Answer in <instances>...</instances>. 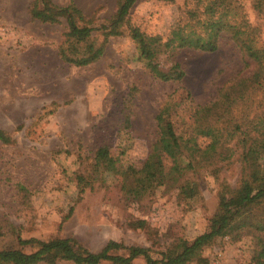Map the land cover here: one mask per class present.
<instances>
[{"label": "rangeland", "instance_id": "rangeland-1", "mask_svg": "<svg viewBox=\"0 0 264 264\" xmlns=\"http://www.w3.org/2000/svg\"><path fill=\"white\" fill-rule=\"evenodd\" d=\"M70 1L91 25L107 23L116 11L117 0H52L58 6ZM225 1L227 9L213 6L214 0H136L123 34L107 38L97 61L76 66L59 54L61 47L71 52L64 44V19L43 23L30 15L33 0H0V129L13 140L0 141V249L20 248L17 235L41 241L73 238L92 252L116 241L148 248L160 259L161 252L208 232L222 214V201L240 199L241 164L234 142L218 147L222 156L205 168L155 189L135 193L123 174L128 166H143L157 138L156 116L168 100L182 101L185 116L191 103L187 93L191 104L209 103L218 89L254 67L245 62L231 32L222 31L214 52L176 48L159 56L157 70H151L139 58L128 28L163 41L179 27L204 35L205 21L227 11L228 22L243 19L258 27L255 37L264 46V8L257 11L256 0ZM209 7L210 15L204 12ZM92 34L96 44L103 41L102 33ZM174 64L183 70L180 81ZM189 116L190 111L186 120L192 124ZM178 131L190 129L180 126ZM101 146L118 158L113 171L93 172L92 158ZM164 165L168 171L172 162L165 159ZM79 175L88 180L83 191ZM184 180L198 185L196 197H178ZM139 221L143 228L135 226ZM254 237L249 230H236L203 247L200 256L207 264H253L261 255ZM132 264L146 263L137 258Z\"/></svg>", "mask_w": 264, "mask_h": 264}, {"label": "trees", "instance_id": "trees-1", "mask_svg": "<svg viewBox=\"0 0 264 264\" xmlns=\"http://www.w3.org/2000/svg\"><path fill=\"white\" fill-rule=\"evenodd\" d=\"M135 1L117 0L114 15L107 23L98 25H91V19H87L72 1L66 6H58L52 0H33L30 15L35 20L49 24L64 19L67 24L64 44L71 48V52L61 47L59 54L67 63L86 66L102 56L108 37L123 34L128 13ZM217 4L224 5L226 9L230 5L225 0H214L212 5ZM254 8L262 11L264 0H256ZM212 10L209 7L204 12L207 14ZM227 15L228 12L223 11L218 18L212 17L205 21L202 25L204 35L193 30L186 32L185 27H179L165 41L160 36L146 35L138 28H128L129 36L137 45L139 58L151 70H157L159 56L176 48L191 47L214 52L222 31L231 32L245 62L252 63L254 67L248 75L240 76L218 89L215 98L209 103L191 104L193 99L187 93L186 97L191 102L187 108L192 124H187L190 122L186 120L188 111L184 116L182 101L168 100L156 116L157 138L143 166L139 169L128 166L123 174L134 185L135 193L155 189L172 180L176 181V178L185 176L186 172L205 168L216 156H222L223 152H219L218 147L234 142L237 160L241 164L243 193L240 199L222 201V214L212 221L208 232L198 235L190 244H181L177 250L161 252L160 259L152 257L148 248L126 246L116 241H109L98 252H92L73 238L41 241L34 238L21 239L17 235L20 248L0 249V264H56L61 260L73 264H132L137 258H143L146 264H189L192 261L207 264V259L200 256L202 248L240 229L255 233L254 238L261 248V255L253 258V264H264V46L255 37L258 27H249L243 19H240L239 24L230 23L226 19ZM92 33H102L103 41L96 44ZM173 67L177 70L176 80L180 81L183 70L179 69L178 64ZM164 78L168 77L165 75ZM180 126L190 129L189 133L178 131ZM198 138H209L210 141L201 144ZM0 141L3 144L13 143L11 136L1 129ZM165 159L172 162L168 171L164 165ZM117 163L118 158L110 153L107 146L98 147L92 158L93 172L101 169L113 171ZM77 181L80 191L88 185L83 175H79ZM177 189L178 197L183 200L199 194L198 185L188 180L180 182ZM261 209L262 214L257 215ZM70 213L71 210L66 217ZM144 224V221H139L135 226L143 228ZM25 247L31 251H24ZM114 251H123L124 254H114Z\"/></svg>", "mask_w": 264, "mask_h": 264}]
</instances>
